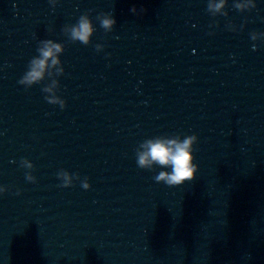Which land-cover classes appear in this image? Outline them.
I'll list each match as a JSON object with an SVG mask.
<instances>
[{
	"label": "water",
	"instance_id": "95a60500",
	"mask_svg": "<svg viewBox=\"0 0 264 264\" xmlns=\"http://www.w3.org/2000/svg\"><path fill=\"white\" fill-rule=\"evenodd\" d=\"M244 2L0 0V264H264V0ZM47 39L63 72L25 88ZM192 135L191 180L137 166L143 141Z\"/></svg>",
	"mask_w": 264,
	"mask_h": 264
},
{
	"label": "clouds",
	"instance_id": "9594fccd",
	"mask_svg": "<svg viewBox=\"0 0 264 264\" xmlns=\"http://www.w3.org/2000/svg\"><path fill=\"white\" fill-rule=\"evenodd\" d=\"M251 0H246L244 3H236V7L245 8L248 7ZM225 4V0H208L207 8L210 12H220ZM115 23L114 18L104 17L101 20V25L105 29H110ZM93 28L90 20L87 16H81L77 23L72 25L69 29L70 38L78 40L83 44L89 42V38L92 34ZM211 34V33H209ZM252 39H256L253 35ZM100 46L98 45L97 48ZM255 48H253L254 50ZM62 45L47 39L40 41V46L37 48V55L33 56L28 62L27 69L17 81L18 84L23 85L25 88L39 83L45 75H52V69L55 67V72L60 74L63 72V68L60 66L61 61L59 54L62 52ZM57 87V81L53 79L51 84L42 89L47 93L44 99L51 104H58L61 109L65 107V101L56 95L55 89ZM195 135L186 136L184 139L179 138H152L143 141L139 145V149L136 153V163L139 167H150L153 163L170 167V171H161L155 179L157 181H163L167 185H180L186 180H191L196 172V164L192 162V144L195 141ZM21 166L32 169V163L27 159H21ZM26 179L34 182L35 177L29 173H26ZM57 177L61 180L60 186L67 187L72 183L76 174H69L66 170H58ZM81 187L84 189L89 188L87 178L81 182ZM4 191L0 188V192Z\"/></svg>",
	"mask_w": 264,
	"mask_h": 264
}]
</instances>
